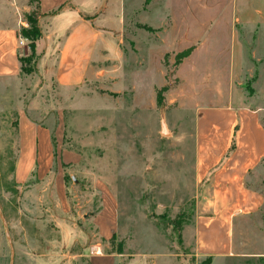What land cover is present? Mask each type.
<instances>
[{
  "label": "rangeland",
  "instance_id": "rangeland-1",
  "mask_svg": "<svg viewBox=\"0 0 264 264\" xmlns=\"http://www.w3.org/2000/svg\"><path fill=\"white\" fill-rule=\"evenodd\" d=\"M254 2L245 7L256 21L236 25L244 44L240 69L234 77L230 69L201 70L206 76L195 83L222 73L218 80L233 81L248 107L261 108L264 122V0ZM35 12L40 14L39 0H0V32L18 30L19 58L32 53L20 32L29 28L27 17ZM215 56L230 61V53ZM127 57L129 65L136 59L128 70L139 74L140 53ZM37 63L38 57L24 65L31 73L0 74V264H91L96 251L113 255L116 264H207L188 239L198 203L207 195L195 173L197 103L187 87L182 89L185 100L168 101L170 89H180L168 58V85L155 95L145 84L128 90L123 78L117 92L109 90L114 79L67 92L43 79ZM23 111L52 130L54 161L49 178L33 176L18 185L14 172ZM29 163L23 161V169ZM60 174L65 176V191L63 177L59 185L66 210L58 190L56 195L54 177ZM250 185L264 190V174L254 176ZM245 227L241 250L250 256L235 254L215 264H264L255 253L264 250V239L251 237L252 224ZM255 227L264 232L261 222Z\"/></svg>",
  "mask_w": 264,
  "mask_h": 264
},
{
  "label": "crops",
  "instance_id": "crops-1",
  "mask_svg": "<svg viewBox=\"0 0 264 264\" xmlns=\"http://www.w3.org/2000/svg\"><path fill=\"white\" fill-rule=\"evenodd\" d=\"M254 3V0H39L42 36L36 42L37 69L46 81L71 92L88 82L106 79L111 83L114 79L109 90L117 92L123 78L128 90L145 84L155 95L168 85L167 57L170 67L175 69L174 77L180 81L179 90L171 88L168 92V101L185 100L182 96L185 87L194 91L190 92L194 94L190 100L197 103L195 173L207 195L198 203L188 239L198 259L212 258L214 264L235 254L241 258L250 256V251L241 250L246 225L252 224V238L264 239V232H257L255 227L257 222L264 224V190L250 185L254 176L264 174L263 112L246 105L233 81L229 83L222 78L219 81L222 73H213L210 82L195 83V78L206 76L201 70L207 69H230L234 77L241 67L239 54L244 52L236 25L256 21V15L246 14L245 7ZM17 36L15 28L0 32V74L21 71ZM135 52L140 53V62L137 59L136 64L141 68L139 74L128 70L136 59L129 65L127 54ZM183 53L188 55L177 62ZM219 53H230V61L211 57ZM227 75L230 76L228 72ZM18 125L16 183L24 185L33 176L46 180L54 161L52 130L32 120L27 111L19 114ZM25 160L31 163L23 169ZM60 175L54 177L56 195L58 190L61 199L58 197V202L66 210V195L61 196L59 185L63 177L65 191V176ZM113 231L114 228L105 239ZM262 249L255 250L256 257L264 258ZM111 260L116 264L113 255L101 251L90 256L91 264H111Z\"/></svg>",
  "mask_w": 264,
  "mask_h": 264
},
{
  "label": "trees",
  "instance_id": "trees-1",
  "mask_svg": "<svg viewBox=\"0 0 264 264\" xmlns=\"http://www.w3.org/2000/svg\"><path fill=\"white\" fill-rule=\"evenodd\" d=\"M41 16V14H37L32 13L27 17V21L29 24V28H22L20 34L29 40L30 42V49H31V55L29 56L30 58L28 59H23L20 58V62L22 63V68L21 70L24 72V70L26 71V73H31L33 72V70L31 68H26L24 67V65H28L29 62L33 59H35L37 56L36 54V42L38 39H40V37L42 36V31L41 28L39 26V17ZM186 55H188L187 53H183L180 54L179 59L185 57ZM160 99V98H159ZM207 260V264H211L212 263V258H208Z\"/></svg>",
  "mask_w": 264,
  "mask_h": 264
},
{
  "label": "bare ground",
  "instance_id": "bare-ground-1",
  "mask_svg": "<svg viewBox=\"0 0 264 264\" xmlns=\"http://www.w3.org/2000/svg\"><path fill=\"white\" fill-rule=\"evenodd\" d=\"M166 130V129H165Z\"/></svg>",
  "mask_w": 264,
  "mask_h": 264
}]
</instances>
